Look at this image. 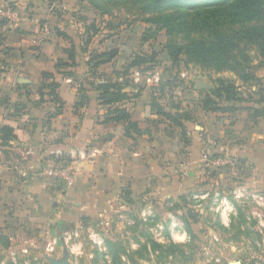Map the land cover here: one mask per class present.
<instances>
[{
    "label": "rangeland",
    "instance_id": "obj_1",
    "mask_svg": "<svg viewBox=\"0 0 264 264\" xmlns=\"http://www.w3.org/2000/svg\"><path fill=\"white\" fill-rule=\"evenodd\" d=\"M38 1L43 17L35 14L33 4L27 5L32 0L15 10L30 19L39 17L45 36L53 30L68 37L65 43L75 44L82 65L75 71L77 84L95 91L103 81H118L126 85L130 101L140 98L144 110H151L155 102L171 114L181 112L185 131L155 110L144 117L146 129L133 140V150L141 153L143 147L148 165L144 187L124 182L109 187L106 182L99 192L92 185L93 176L68 186L58 182L80 195L54 205L43 222L33 217L30 224L35 227L30 230L9 210L0 229V264H264V138L257 135L264 122H253L245 109H264L259 94L264 83L242 84L233 73L203 68L185 57L173 61L166 50L169 42L182 43L202 34L167 27L156 32L151 19L167 12L149 13L137 0H97L94 6L86 0ZM2 15L0 24L10 23ZM113 49L119 50L115 62L89 65L92 57ZM6 50L5 59L0 57V74L10 68L12 51ZM251 54L253 71H263L258 68V50L252 48ZM140 56L147 60L155 56L153 69L150 63L132 66ZM218 78L236 80L244 102H216L239 111L204 109ZM198 82L214 88L197 90ZM133 104L139 106L137 100ZM177 235L187 239L178 242ZM109 242L118 262L110 254Z\"/></svg>",
    "mask_w": 264,
    "mask_h": 264
},
{
    "label": "crops",
    "instance_id": "obj_2",
    "mask_svg": "<svg viewBox=\"0 0 264 264\" xmlns=\"http://www.w3.org/2000/svg\"><path fill=\"white\" fill-rule=\"evenodd\" d=\"M24 1L0 0V14L10 22L0 24V38L4 39L0 42V57L4 60L6 49L12 51L10 68L0 74V229L6 225L9 210L21 218L24 229H33L35 224H30L33 217L39 216L43 222L44 216L54 211V205L80 195L76 189L71 192L65 188L79 178L93 176L96 184L92 185L99 192L106 182L109 187L121 186L124 182L137 188L149 181L143 147L141 153L134 151L133 139L125 135L127 122L105 123V120L110 110L127 109L132 121L144 133V117H149L152 107L144 110L145 104L140 98L136 99L139 106L131 105L136 100L130 101L126 88L128 100L103 105L96 89L91 91L90 86L77 84L75 71L81 70L82 65L80 62L74 65L66 53L74 43H65L63 40L68 37L53 30L45 36L39 17L30 19L32 16L20 15L15 10ZM32 4L35 14L43 17L39 1L32 0L27 5L32 7ZM10 7L15 12L8 10ZM47 19L51 21V17ZM64 63H69V67ZM256 76L264 83V70L256 72ZM22 78L29 82H21ZM53 82L58 84L57 100L51 95ZM105 82L108 81L101 84ZM83 97L86 100L80 106ZM257 121L261 125L264 118ZM4 126L12 128L15 135L7 145L1 144ZM257 135L264 138V129H257ZM106 140L109 144L104 145ZM67 168L68 181L50 174ZM58 182L66 185L59 186ZM1 235L0 230V238Z\"/></svg>",
    "mask_w": 264,
    "mask_h": 264
},
{
    "label": "trees",
    "instance_id": "obj_3",
    "mask_svg": "<svg viewBox=\"0 0 264 264\" xmlns=\"http://www.w3.org/2000/svg\"><path fill=\"white\" fill-rule=\"evenodd\" d=\"M94 6L97 0H86ZM108 1V0H104ZM146 4V11L156 13L166 11L167 14L151 19V23L157 27L156 32L164 27L169 31L182 32L187 35L192 33L202 34L200 38H190L182 43L169 42L166 50L173 61L181 57L190 59L203 68L216 70L217 72H230L235 74L238 81L242 84H252L261 81L253 71L254 58L251 49L258 50L260 67L264 68V0H137ZM62 36L63 34L58 33ZM65 37V36H64ZM144 39V38H143ZM66 53L74 65L78 64V53L76 47L72 46ZM119 56V50L103 52L92 57L89 65L93 61H98L99 65L112 63ZM156 57L150 60L144 57H137L132 64L134 67H142L150 63V68L154 66ZM69 67V63H64ZM257 68V69H258ZM255 70V69H254ZM52 77L51 75H46ZM216 87L207 95L204 101V109L210 112H236L240 108L230 106L225 108L219 102L242 103L244 102L243 93L236 80L218 78ZM126 85L123 86L118 81H108L100 84L96 89L99 93V100L103 105H113L129 99L128 93L124 92ZM58 84H50L51 95L57 100L56 89ZM261 97H264L263 90H259ZM85 97L82 98L80 106L84 105ZM152 110L157 111V115L165 118L171 125L179 127L183 133L185 123L181 118V112L171 114L167 112L159 103L151 104ZM252 113L251 120L256 122L264 118V109L245 108ZM60 112V111H57ZM189 120L188 117L184 118ZM127 122L125 135L134 140L135 137L142 135V130L138 123L132 121L131 114L127 109L116 108L107 113L105 123ZM15 139L13 129L4 126L1 129L2 145H7L9 141ZM189 236L191 231L187 230ZM110 254L118 262V257L113 249V244L108 243ZM175 245V244H174ZM173 245H171L172 247ZM114 253V254H113Z\"/></svg>",
    "mask_w": 264,
    "mask_h": 264
},
{
    "label": "water",
    "instance_id": "obj_4",
    "mask_svg": "<svg viewBox=\"0 0 264 264\" xmlns=\"http://www.w3.org/2000/svg\"><path fill=\"white\" fill-rule=\"evenodd\" d=\"M21 82L27 83V82H29V80L22 78ZM213 88H214V86L212 84H209L206 82H198V84L196 85L197 90H212Z\"/></svg>",
    "mask_w": 264,
    "mask_h": 264
},
{
    "label": "built area",
    "instance_id": "obj_5",
    "mask_svg": "<svg viewBox=\"0 0 264 264\" xmlns=\"http://www.w3.org/2000/svg\"><path fill=\"white\" fill-rule=\"evenodd\" d=\"M68 171V168L65 170V169H60V170H53L50 172V174H52L53 176L57 177V178H64L65 180H70V176L67 177L66 176V173Z\"/></svg>",
    "mask_w": 264,
    "mask_h": 264
},
{
    "label": "clouds",
    "instance_id": "obj_6",
    "mask_svg": "<svg viewBox=\"0 0 264 264\" xmlns=\"http://www.w3.org/2000/svg\"><path fill=\"white\" fill-rule=\"evenodd\" d=\"M175 239H176L178 242H184V241L187 239V237H186L185 235H177V236L175 237Z\"/></svg>",
    "mask_w": 264,
    "mask_h": 264
}]
</instances>
